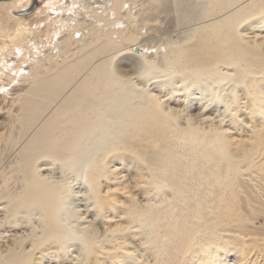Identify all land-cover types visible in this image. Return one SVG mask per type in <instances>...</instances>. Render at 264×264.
<instances>
[{
  "label": "bare ground",
  "instance_id": "1",
  "mask_svg": "<svg viewBox=\"0 0 264 264\" xmlns=\"http://www.w3.org/2000/svg\"><path fill=\"white\" fill-rule=\"evenodd\" d=\"M86 1L0 2V264H264V0Z\"/></svg>",
  "mask_w": 264,
  "mask_h": 264
},
{
  "label": "rangeland",
  "instance_id": "2",
  "mask_svg": "<svg viewBox=\"0 0 264 264\" xmlns=\"http://www.w3.org/2000/svg\"><path fill=\"white\" fill-rule=\"evenodd\" d=\"M3 1L6 2V3H10L11 4V3H14L17 0H3ZM62 1H64V0H23V2H21L19 6H15V9H13V8L9 9L8 12L11 15H13L14 12L17 11L16 12L17 15L28 24V29L35 33L33 35L34 36L37 35V37L34 38V41H36V42L39 41L37 43L39 44V48H41V46H44L46 44V38H44V37H46V35L45 34L42 35V33H39L37 31V29L40 26V29L42 30L43 29L42 27L44 26L43 25L44 21L48 18L47 15L44 13V11L42 9H44V7L46 6L47 3H52V2H59L60 3ZM90 1L91 0H87L85 4L86 5L89 4ZM94 1H96V0H92V2H94ZM97 2H99V1H97ZM12 10H14V11H12ZM40 10H42V11H40ZM40 13H41V15H40ZM0 18H1V13H0ZM49 21H50V18H49ZM1 23L2 22L0 21V24ZM0 28H2V27L0 26ZM4 40H5V38L0 37V43L3 42ZM0 45H2V43ZM13 58H14V61H15L16 58L12 57V59ZM22 59L24 60L23 57H21V60ZM17 62L18 63L16 65H19L20 60L17 61ZM26 65H27V63L23 64V67H24L25 70L28 69ZM7 79H9V77L8 78H4V80H3L4 84L3 83L2 84L4 85V87L6 86L5 88H9V90L7 89L8 93L7 94L5 93L6 95L3 94V93H0V119H3V118H8V119H6L7 121L4 120V122L2 123L6 127L4 128L2 126L3 127L2 129L4 131L0 130V136L3 135L4 133L9 132V130H7V127L8 128H10V127L8 125L4 124V123H7L9 120L13 121L12 119H14V117L16 116L15 115L16 114L15 110L17 108V104H16V102H14V99H16V97L18 96L17 93L19 94L20 89L25 86V81H23L21 79H20V81L18 83H12L10 85L8 84L10 79L9 80H7ZM22 85H24V86H22ZM4 115H6V117ZM11 117H13V118H11ZM0 124H1V121H0ZM0 145H1V143H0ZM259 221H260V223L258 225H261V223L263 221L261 219Z\"/></svg>",
  "mask_w": 264,
  "mask_h": 264
},
{
  "label": "water",
  "instance_id": "3",
  "mask_svg": "<svg viewBox=\"0 0 264 264\" xmlns=\"http://www.w3.org/2000/svg\"><path fill=\"white\" fill-rule=\"evenodd\" d=\"M2 0H0V2H1Z\"/></svg>",
  "mask_w": 264,
  "mask_h": 264
}]
</instances>
